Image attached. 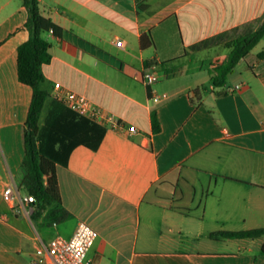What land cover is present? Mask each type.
<instances>
[{
	"label": "crops",
	"instance_id": "0c3cea01",
	"mask_svg": "<svg viewBox=\"0 0 264 264\" xmlns=\"http://www.w3.org/2000/svg\"><path fill=\"white\" fill-rule=\"evenodd\" d=\"M39 3L64 30L45 38L52 94L40 130L56 119L77 130L84 119L54 99L60 84L138 131L101 126L97 149L79 144L67 164H56L66 218L45 211L33 220L31 204L4 201L8 186L19 189L24 157L18 108L28 88L18 81L16 53L29 38V12L21 0H0V264H53L49 243L71 238L80 221L98 232L88 253L97 264H264V237L211 238L264 227V38L223 87L209 74L226 42L259 26L264 0ZM144 34L154 42L146 49ZM145 70L159 81L145 84Z\"/></svg>",
	"mask_w": 264,
	"mask_h": 264
},
{
	"label": "trees",
	"instance_id": "16d2710c",
	"mask_svg": "<svg viewBox=\"0 0 264 264\" xmlns=\"http://www.w3.org/2000/svg\"><path fill=\"white\" fill-rule=\"evenodd\" d=\"M28 10L29 17L25 27L29 38L17 49V78L20 84L28 88L26 105L18 108L21 122V144L24 157L21 163V179L19 190L34 197L31 204L34 220L43 212L48 211V217L60 221L68 216V212L59 207L61 194L57 181L55 166L57 163L67 164V159L73 148L83 144L91 149H97L105 133V129L88 119H81L79 127L70 129L56 120L47 121L46 127L40 130L39 121L46 101L51 97L52 88L46 82L43 65L50 64L53 57L51 44L45 39V33H52L62 38L64 30L51 18L42 14L39 0H21ZM264 38V19L259 26L244 35L238 36L224 44L229 53L217 58L209 66L211 83L216 88L223 87L228 76L237 65L251 53ZM154 45L152 36L144 34L141 37V48ZM153 131L161 130L156 113L152 115ZM68 141V143H66ZM60 149H57V145ZM55 206V207H54ZM264 237V227L240 232H217L211 234L213 240L223 239H256ZM264 254V243L262 245Z\"/></svg>",
	"mask_w": 264,
	"mask_h": 264
},
{
	"label": "built area",
	"instance_id": "2783aa9c",
	"mask_svg": "<svg viewBox=\"0 0 264 264\" xmlns=\"http://www.w3.org/2000/svg\"><path fill=\"white\" fill-rule=\"evenodd\" d=\"M142 81L147 84H155L159 81L160 75L157 72L143 71ZM140 77V73L137 74ZM53 97L64 104L69 110L88 119L94 124L117 131L123 135L137 133L134 125H128L113 113L94 104L86 95L75 91L64 89L60 84L54 86ZM156 102L160 99L155 97ZM3 200L13 203L18 197L23 203L32 204L34 197L30 195L20 196L19 189L8 186L3 192ZM98 232L85 221H80L73 236L69 239L57 236L48 245L47 250L52 258L53 264H97L88 260V253L93 247Z\"/></svg>",
	"mask_w": 264,
	"mask_h": 264
},
{
	"label": "rangeland",
	"instance_id": "374dc122",
	"mask_svg": "<svg viewBox=\"0 0 264 264\" xmlns=\"http://www.w3.org/2000/svg\"><path fill=\"white\" fill-rule=\"evenodd\" d=\"M47 36H48L47 33H45V34H44V37L46 38ZM257 51H259V48L256 49V50H254V52H252L251 54H249V55L247 56V58H246L247 62H251V61H253V59L255 58L254 55H255V53H257ZM109 52H110V51H109ZM112 52H114V51H112ZM110 53H111V52H110ZM228 53H229V50L226 49V48H224L223 51H222V55H221V57L227 55ZM49 102H50V99H48V101H47V103H46V105H45V109H44V113H43L42 119L45 117L46 111H47V109H48ZM11 139H13V135H11ZM16 142H17V139H16ZM19 149H20V150H19ZM17 150H18V152H19V151H22L21 148H18V147H17ZM22 194L25 195V194H26L25 191H22Z\"/></svg>",
	"mask_w": 264,
	"mask_h": 264
}]
</instances>
